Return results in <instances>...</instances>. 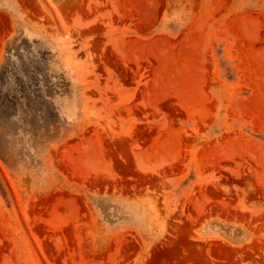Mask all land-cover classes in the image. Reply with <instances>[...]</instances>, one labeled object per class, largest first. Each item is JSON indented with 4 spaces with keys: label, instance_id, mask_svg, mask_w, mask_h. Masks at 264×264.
<instances>
[{
    "label": "rangeland",
    "instance_id": "374dc122",
    "mask_svg": "<svg viewBox=\"0 0 264 264\" xmlns=\"http://www.w3.org/2000/svg\"><path fill=\"white\" fill-rule=\"evenodd\" d=\"M0 264H264V0H0Z\"/></svg>",
    "mask_w": 264,
    "mask_h": 264
}]
</instances>
